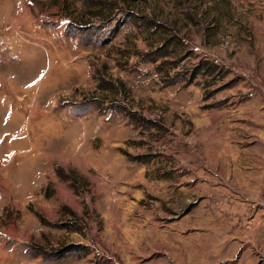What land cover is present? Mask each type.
Returning <instances> with one entry per match:
<instances>
[{
	"label": "rangeland",
	"instance_id": "rangeland-1",
	"mask_svg": "<svg viewBox=\"0 0 264 264\" xmlns=\"http://www.w3.org/2000/svg\"><path fill=\"white\" fill-rule=\"evenodd\" d=\"M0 264H264V0H0Z\"/></svg>",
	"mask_w": 264,
	"mask_h": 264
}]
</instances>
